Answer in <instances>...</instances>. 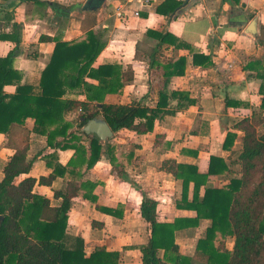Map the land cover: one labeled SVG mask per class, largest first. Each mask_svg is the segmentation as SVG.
<instances>
[{
	"label": "crops",
	"instance_id": "0c3cea01",
	"mask_svg": "<svg viewBox=\"0 0 264 264\" xmlns=\"http://www.w3.org/2000/svg\"><path fill=\"white\" fill-rule=\"evenodd\" d=\"M87 1L0 0V34H13L11 25L3 20L6 13L23 25L21 41L14 52V67L22 74V83L34 86L39 93L42 72L52 58L57 41L69 42L89 31H104L107 44L94 67L111 64L133 72V80L125 85L123 92L107 94L105 102H139L152 108L163 87V76L161 70L150 66V56L158 42L147 33L170 34L171 41L158 46V50L169 57H183L186 62L184 74L171 78L170 91L187 92L196 102L184 107L182 100L177 113L157 120L153 132L148 134L122 129L113 132L106 143L100 140L103 145H115L122 153L115 162L118 168L103 156L91 169L83 171V180L95 186L92 189L95 200L78 196L72 200L68 213L67 233L84 241L86 256L105 250L119 253L117 264H143L141 247L150 237L140 213L143 197L158 202L159 222L197 215L196 211L177 207V201L182 198V180L167 173L163 162L195 164L200 173L208 172L211 156L229 163L231 151L223 147L227 133L237 121L260 109L262 81L255 71H243L242 62L249 57L264 58V47L257 44L264 25V0H174L182 4L167 15L157 11L167 0H103L99 7L85 9ZM255 18H258V38L246 33ZM145 45H150L148 55L137 57L139 48ZM14 48L13 41L0 40V58L7 57ZM86 81L99 84L89 78ZM4 90L12 95L16 86L6 85ZM65 97L87 100L83 89L67 90ZM227 98L233 105L227 106ZM177 104L178 101H173L171 108ZM74 117L71 113L66 119L71 121ZM98 119L104 120L102 115ZM26 127L31 131L29 158L43 150L55 158L53 166H49L39 155L31 171L21 175L18 181L30 176L37 179L49 176L56 165L65 167L69 163L75 153L73 149L45 151L47 137L33 132L34 120L28 119ZM73 130L80 134L77 125ZM241 136L239 133L235 141L233 159L242 148ZM7 143L8 137L0 134V180L14 153ZM82 143L89 147L90 138L83 137ZM66 175V179L57 177L51 186L36 184L34 192L48 198L52 207H60L62 198L55 197L54 192L64 190L68 180H73L68 172ZM226 181V176L211 175L208 185L219 188ZM193 191L191 183L189 201L193 199ZM203 192L204 187L202 196ZM210 224V220L203 219L196 227L175 233L180 252L191 256L194 264L207 262V256L197 251V244L206 237ZM227 247L232 249L233 238L228 239Z\"/></svg>",
	"mask_w": 264,
	"mask_h": 264
},
{
	"label": "trees",
	"instance_id": "16d2710c",
	"mask_svg": "<svg viewBox=\"0 0 264 264\" xmlns=\"http://www.w3.org/2000/svg\"><path fill=\"white\" fill-rule=\"evenodd\" d=\"M181 4V1L167 0L157 11L167 15L177 11ZM3 20L11 25L13 34H0V40L13 41L15 48L7 57L0 58V134L8 137L7 146L14 153L0 180V216L3 217L0 219V264H117L119 253L96 250L86 256L84 241L67 233L72 200L78 196L95 200L92 196L95 186L83 180V171L91 169L103 156L118 168L115 162L122 157L115 145H103L82 128L102 115L115 133L122 129L140 135L153 132L155 122L165 115H175L182 100L184 107L196 102L187 92L170 91L171 78L185 72V59L169 57L158 50V46L171 41L170 34L149 31L147 34L158 42L150 56V66L161 70L163 76L156 106L152 108L139 102L106 103L107 94L123 92L125 85L133 80V72L111 64L94 67L107 39L104 31H89L79 39L56 42L52 58L41 75L40 92L36 93L34 86L22 83V74L14 67V52L19 47L23 25L14 22L10 13ZM172 42L175 44L176 39ZM257 44L264 47V25ZM242 69L255 71L262 81L259 111L237 121L227 133L223 147L231 151L229 163L211 156L208 172L200 173L195 164L163 162L167 173L182 180V198L177 201V207L196 211L197 215L159 222L158 202L143 197L140 213L150 230L148 243L141 247L143 264H194L191 256L180 252L175 233L196 227L203 219L210 220L211 224L206 237L198 241L197 251L207 256L206 264H264V58H246ZM86 78L99 84H90ZM6 85H15L16 92L7 94ZM79 89L85 91L86 101L65 97L67 90ZM227 100V106L233 105ZM173 101L178 104L171 108ZM71 113L75 117L69 121L66 118ZM28 119L34 120L33 132L47 137L45 151L73 149L75 153L65 167L56 165L49 176L38 179L30 176L18 181L21 175L31 171L39 155L49 166H53L55 158L54 154L46 155L44 150L29 158ZM76 125L80 134L73 130ZM239 133L242 148L233 159ZM83 137L90 138L89 147L82 143ZM67 172L73 180H68L64 190L54 192L55 197L62 198L60 207H52L48 198L34 192L36 184L51 186L57 177L66 179ZM211 175L226 176L227 181L222 187H212L208 185ZM191 183L194 191L189 201ZM106 211L113 213L114 209ZM229 238H233L231 250L227 247Z\"/></svg>",
	"mask_w": 264,
	"mask_h": 264
},
{
	"label": "water",
	"instance_id": "95a60500",
	"mask_svg": "<svg viewBox=\"0 0 264 264\" xmlns=\"http://www.w3.org/2000/svg\"><path fill=\"white\" fill-rule=\"evenodd\" d=\"M103 0H88L85 9L97 8ZM246 33L253 38H258V18H255L248 26ZM82 131L87 135L97 137L103 142H107L113 137V131L110 126L104 121L99 119L90 120L83 128ZM3 217L0 216V219Z\"/></svg>",
	"mask_w": 264,
	"mask_h": 264
},
{
	"label": "rangeland",
	"instance_id": "374dc122",
	"mask_svg": "<svg viewBox=\"0 0 264 264\" xmlns=\"http://www.w3.org/2000/svg\"><path fill=\"white\" fill-rule=\"evenodd\" d=\"M149 46L150 45H145L143 48H141V49L139 48V51L137 52V57H142L143 55H148L149 50H150ZM128 71H130V70H128ZM231 242H232L231 240H229V242H228V243H230L229 244L230 246H231Z\"/></svg>",
	"mask_w": 264,
	"mask_h": 264
},
{
	"label": "built area",
	"instance_id": "2783aa9c",
	"mask_svg": "<svg viewBox=\"0 0 264 264\" xmlns=\"http://www.w3.org/2000/svg\"><path fill=\"white\" fill-rule=\"evenodd\" d=\"M140 2H142V0H139ZM136 14H138L137 12H136Z\"/></svg>",
	"mask_w": 264,
	"mask_h": 264
}]
</instances>
